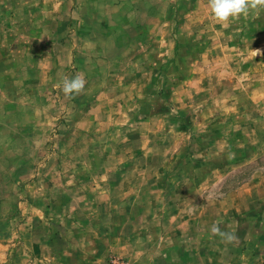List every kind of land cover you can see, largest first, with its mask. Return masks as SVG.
Masks as SVG:
<instances>
[{"label":"rangeland","instance_id":"rangeland-1","mask_svg":"<svg viewBox=\"0 0 264 264\" xmlns=\"http://www.w3.org/2000/svg\"><path fill=\"white\" fill-rule=\"evenodd\" d=\"M0 264H264V11L0 0Z\"/></svg>","mask_w":264,"mask_h":264},{"label":"clouds","instance_id":"clouds-1","mask_svg":"<svg viewBox=\"0 0 264 264\" xmlns=\"http://www.w3.org/2000/svg\"><path fill=\"white\" fill-rule=\"evenodd\" d=\"M212 16L218 22H225L231 19H238L241 15L247 16L250 10L264 11V0H209ZM259 50L256 51V55ZM86 81L81 76L65 78L62 82V91L66 96L74 97L84 91ZM213 235L234 240V235L221 231L220 227L213 224L210 228Z\"/></svg>","mask_w":264,"mask_h":264}]
</instances>
